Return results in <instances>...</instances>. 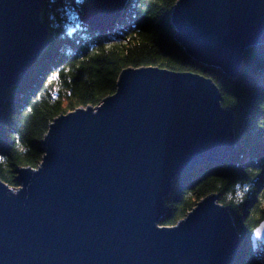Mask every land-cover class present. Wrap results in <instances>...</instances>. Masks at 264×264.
I'll return each mask as SVG.
<instances>
[{
	"label": "water",
	"instance_id": "95a60500",
	"mask_svg": "<svg viewBox=\"0 0 264 264\" xmlns=\"http://www.w3.org/2000/svg\"><path fill=\"white\" fill-rule=\"evenodd\" d=\"M129 0H87L84 24L105 32ZM44 0H0V123L8 96L47 51ZM174 40L194 63L231 80L264 46V0H178ZM236 116L218 86L194 73L129 68L96 108L61 114L38 168L0 179V264H229L241 247L229 209L212 194L175 226L161 224L178 178L222 166ZM264 247V220L253 231Z\"/></svg>",
	"mask_w": 264,
	"mask_h": 264
},
{
	"label": "trees",
	"instance_id": "16d2710c",
	"mask_svg": "<svg viewBox=\"0 0 264 264\" xmlns=\"http://www.w3.org/2000/svg\"><path fill=\"white\" fill-rule=\"evenodd\" d=\"M87 0H44L42 20L50 43L42 59L28 68L9 93L0 123V179L18 188L16 171L38 168L41 142L61 114L96 108L116 93L120 74L129 68L158 67L211 79L222 105L236 114V149L222 166L208 165L178 178L161 224L172 227L202 199L219 196L241 237L230 264H264L250 237L264 220V47L243 59L237 80L194 63L174 40L171 12L178 0H129L124 17L107 33L82 20Z\"/></svg>",
	"mask_w": 264,
	"mask_h": 264
},
{
	"label": "bare ground",
	"instance_id": "6f19581e",
	"mask_svg": "<svg viewBox=\"0 0 264 264\" xmlns=\"http://www.w3.org/2000/svg\"><path fill=\"white\" fill-rule=\"evenodd\" d=\"M128 2H129V1H128ZM81 7H82V6H81ZM41 17H42V13H41ZM123 17H124V16H123ZM82 20H83V19H82ZM42 21H43V20H42ZM43 23H44V22H43ZM116 26H117V25H116ZM116 26H115V27H116ZM115 27H113V28H111L110 30L105 31V32H104V31H103V32H99V31L94 30V29H92V28H90V30H92V31H94V32H97V33H101V34L103 33V34H104V33L110 32V31L113 30ZM262 47H264V46H262ZM42 57H43V56H42ZM41 59H42V58H41ZM41 59H40V60H41ZM40 60H39V61H40ZM39 61H38V62H39ZM38 62H37V63H38ZM37 63H36V64H37ZM34 65H35V64H34ZM31 66H33V65H31ZM242 66H243V65H242ZM27 72H28V71H27ZM239 77H240V76H239ZM226 78H227V77H226ZM219 90H220V89H219ZM220 93H221V92H220ZM225 109H226V108H225ZM3 110H4V109H3ZM228 110H229V109H228ZM231 111H232V110H231ZM234 113H235V112H234ZM235 116H236V114H235ZM235 121H236V120H235ZM234 134H235V133H234ZM235 149H236V148H235ZM228 159H229V158H228ZM262 221H263V220H262ZM262 221H261V222H262ZM261 222H260V223H261ZM251 246H252V244H251ZM260 247H263V246L259 244L257 250H256V251L253 250V251H254L255 253L258 252V251H259L258 249H260ZM263 248H264V247H263ZM239 249H240V248H239ZM252 249H253V248H252ZM237 252H238V251H237ZM236 254H237V253H236ZM236 254H235V256H236ZM230 263H231V262H230ZM230 263H229V264H230Z\"/></svg>",
	"mask_w": 264,
	"mask_h": 264
},
{
	"label": "rangeland",
	"instance_id": "374dc122",
	"mask_svg": "<svg viewBox=\"0 0 264 264\" xmlns=\"http://www.w3.org/2000/svg\"><path fill=\"white\" fill-rule=\"evenodd\" d=\"M260 248H262V256L264 257V248L263 247H260ZM258 250H261V249H258Z\"/></svg>",
	"mask_w": 264,
	"mask_h": 264
}]
</instances>
